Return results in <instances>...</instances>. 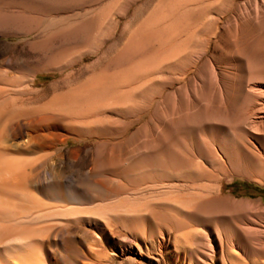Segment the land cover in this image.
<instances>
[{
  "label": "rangeland",
  "instance_id": "374dc122",
  "mask_svg": "<svg viewBox=\"0 0 264 264\" xmlns=\"http://www.w3.org/2000/svg\"><path fill=\"white\" fill-rule=\"evenodd\" d=\"M169 42L184 49L172 75ZM0 92V110L53 116L69 133L22 155L45 156L35 168L47 177L33 196L0 199V226L21 228H0V264H264V141L248 124L264 106V0H0ZM178 105L187 121L157 144ZM111 151L122 164H105ZM49 174L90 194L58 195Z\"/></svg>",
  "mask_w": 264,
  "mask_h": 264
},
{
  "label": "bare ground",
  "instance_id": "6f19581e",
  "mask_svg": "<svg viewBox=\"0 0 264 264\" xmlns=\"http://www.w3.org/2000/svg\"><path fill=\"white\" fill-rule=\"evenodd\" d=\"M226 35H227V38L230 40L229 42L232 41V43L234 41L233 39L237 37V36L235 37V35H237V34L231 35V34L228 33ZM257 35H258V33H257ZM249 39H251V38L249 37ZM252 40H253V37H252ZM249 42H252V41H249ZM244 45H246V44H244ZM230 46H232V45H230ZM231 48H233V47H231ZM166 52L167 53H166V56H165L166 58L165 59H167V61H166L167 63L166 64H167V68H168V71H169L168 74L172 75L174 67L175 66L176 67H178V66L180 67L181 66L184 49L182 47H180V45H178V47L176 45L173 46V44H170V42H169V45H168V48H167ZM232 52H234V51H232ZM255 70H256V68H255ZM251 86L253 87V85H251ZM252 87H251V89H252ZM26 90H27V88H26ZM26 90L24 91L25 93L28 92V93H30V95L32 94L30 92V90L29 91L27 90V92H26ZM240 92L241 91L235 90V89H234V91L233 90H231V91H227L226 90V92H225L226 99L228 100V103H227L228 107L227 108L231 112H235V108H236L235 102L238 100ZM250 93L251 94H249V95H251L253 97H257L255 92L253 91V89L251 90ZM1 94H2V92H0V98L2 96ZM44 95H46V93H44V94L42 93V95H40V96L43 97ZM20 99H22V98H20ZM32 99H34L33 95H31L29 98H27V101L31 100V102H33L34 100H32ZM59 99H62V98L60 97ZM12 100H15V99H12ZM27 101L25 100V102H27ZM11 102L14 103L15 101L14 102L11 101ZM22 102H23V100H22ZM29 102H28V104H29ZM263 102L261 101V103H263ZM15 104H17V102ZM97 107H99V106H97ZM88 110H87V112H88ZM73 112L75 113V110ZM78 112H79V110H78ZM87 112H83L82 115L78 114L80 116H78L76 114L74 115L72 113V111H71V113L68 112V114H72L74 116V118L77 119L79 117L86 116ZM90 112L91 111L89 110L88 113H90ZM79 113H81V112H79ZM31 114H32L33 117L30 116L32 118L29 121L23 122V123H19V122L18 123H14V120H16V118L18 116H29ZM35 115H33V112L31 110H27V111L22 112V113H17V111H15V112H7V111H4V110H0V199L4 200V198H8L9 199L10 197L11 198H20V197L23 198L25 196H28L29 193L32 194L31 196H33V193L30 192L31 190L30 191L28 190V186L32 185L34 183L35 178L36 179L41 178L42 174L44 176V179L47 177V176L45 177V173H43L42 170H41L43 168L39 167L40 170L37 169L38 167L35 168V165L38 162L39 163H40V161L43 162V158L45 156L44 157L43 156H41V157L39 156L38 158H30V159H28V158L22 157V155L27 153V152H29V151L32 152V150H39V149L50 150V149H53L59 144L66 143L68 141V139H69V137H68L69 133L67 134L66 132H64V129H63L64 127H62V125H61L62 123H61L60 120H57V119H55V117L49 116V115H47L45 117H40L41 115H39V117H38V115L37 116H35ZM72 115H70V116L73 117ZM67 116H69V115H67ZM48 117L51 118V120L53 119V123L51 125H48L46 123V125H42L40 128H38L36 130V127H34V126L37 125V124L40 125V123H42V121L46 120V118H48ZM185 117H186V115L184 114V111H183V108H182L181 105H178L175 108L171 107L169 109L168 115L166 116V118L164 120V127H165L164 131H165V133H164L163 137L160 136V137H162L161 139L158 137L159 140L157 141V144L160 145L161 143H169L171 138L178 131L179 127H177V123L181 124V122L183 123L184 120L187 121L185 119ZM201 117L203 118V116H201ZM20 119H21V117H20ZM44 122H43V124H44ZM69 124H74V123L72 121H70ZM248 124L250 125V130L253 131L254 135L256 137L261 138L264 141V134H263L264 133V106H263L262 112L260 114L259 120H256V119L253 118V119L249 120ZM33 127L35 128V130H33ZM23 128L27 129V131L25 132L24 135H23V132H22ZM231 147H233V146H231ZM217 149H218L217 152H218V157H219V161H220L218 164L222 163V164H220L221 166L223 164L225 165V160L223 159V156L225 155V153H224V155L219 154V153H223V149L220 146L217 147ZM131 152L132 151H130L129 153H131ZM48 154H46V157H47ZM227 154H229V153H227ZM50 155H48V156H50ZM226 156H228V155H225L224 157H226ZM121 161H122L121 155L120 154H115V153H113L111 151V152H109L107 154V157L105 159V164L106 165H110V166H112V165L113 166H115V165L119 166ZM43 164H44V162L42 164H40V166L43 165ZM121 164H122V162H121ZM199 166L201 167V165H199ZM41 167H43V166H41ZM36 169H37V171H36ZM47 172H46V174H47ZM208 172H212V171L208 170ZM49 178L52 179V181L54 182V185H55L54 187L56 188V192H57L58 195L66 196L68 198L70 197V198H74V199H81V198H85L87 196V194H90L88 188L86 189L83 186H82L83 188L82 187H78V186H72L71 191L68 192V190L66 188H64L63 185H62V176H59V175H56V174H49ZM94 185H95L94 186L95 189L96 190L98 189L97 191L100 192V193H109V194L112 193L111 190L107 189V187H104L105 185L100 183V182H94ZM99 189H100V191H99ZM8 206H10V205H8ZM8 206H6V207H8ZM14 206H15V204L13 205V207ZM50 206L51 205H46L45 208H49ZM110 206L111 205L108 204L107 208H109V209L112 208ZM6 207H5V209H6ZM43 207H44V204H43ZM41 208L40 209H36V210H39V211L41 210V212H43V208L42 209ZM10 209H12V208H10ZM18 210L20 212V209H18ZM36 210L35 209H29L28 211L26 210V212H25L26 215L25 216H30V215L32 216L33 214L36 215V213H34V212H36ZM68 212L69 213L72 212V214L73 213L79 214L82 211L79 210V209H71V210H68ZM52 213L53 212H51V214ZM39 215H40V213H39ZM41 215L44 216L45 213L43 212V214L41 213ZM41 215L39 217H42ZM49 215H50V213L48 211V214H46V216H49ZM37 216H38V214H37ZM105 222L108 223V221H105ZM109 223H111V222H109ZM149 227H150V229H155V226H154V224L152 222L149 223ZM0 228H1V230L5 231V234L7 236L8 235L14 236L21 229V228H19V226H15V225L0 226ZM24 230L29 232V235H27V238H29V237H31V232H32V230H34V228L31 227V226H27V227H24ZM161 233H162V235L160 237L158 236L159 238L157 239L158 240V248H159L160 251H163V252L164 251H168L170 242H168V239H167L168 237L166 238V235L163 232H161ZM15 237H16V235H15ZM176 245H177V243H176ZM90 247H91V250H90ZM92 247H93V245L92 246H90V245L88 246L89 249H87L88 250L87 253L89 255L92 254ZM94 248H96V247H94ZM93 252H94V250H93ZM91 256H93V255H91ZM33 257L34 256L30 255V258L27 261H30L32 263L34 260H36ZM8 264H15L13 258L10 257V259L8 260Z\"/></svg>",
  "mask_w": 264,
  "mask_h": 264
}]
</instances>
